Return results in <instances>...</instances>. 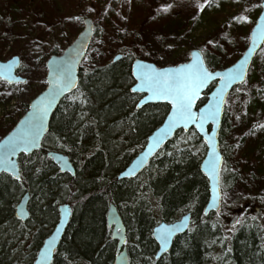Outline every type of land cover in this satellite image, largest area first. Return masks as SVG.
<instances>
[{"label": "trees", "instance_id": "1", "mask_svg": "<svg viewBox=\"0 0 264 264\" xmlns=\"http://www.w3.org/2000/svg\"><path fill=\"white\" fill-rule=\"evenodd\" d=\"M184 3L190 4L187 0ZM191 7L195 8L196 4ZM242 30L245 35L246 31ZM95 36H99L98 31ZM244 39L246 48L247 34ZM134 49L121 48L118 52L124 54L119 61L108 59L95 67L82 65L79 85L53 115L42 149L20 156L22 180L0 175V264H33L59 221L58 205L63 202L70 203L74 213L53 264H114L118 243L112 239L108 227L110 204L117 206L126 226L131 264L154 262L158 251L152 237L155 226L162 221L174 222L188 213L192 214L189 230L176 237L171 251L161 262L264 264L263 225L255 221L232 234L226 229L224 206L220 214L204 215L210 191L200 165L207 147L195 129L179 131L138 177L117 179L170 111V105L164 103L137 108L142 95L131 91L135 83L132 63L137 56L147 57V52L144 47L137 53ZM50 54L58 55L59 48L54 46ZM203 54L209 68H219L220 60L215 52L204 49ZM24 70L22 65L20 72ZM238 90L230 97L237 95ZM205 102L206 97L198 106ZM228 120L226 108L220 135L225 157L223 176L224 171L227 176L230 158L223 141ZM18 121L6 133L2 132L0 139ZM50 151L70 157L76 168L75 177L59 171L47 157ZM258 173L264 180V168ZM27 193L31 196V217L23 223L16 217V206Z\"/></svg>", "mask_w": 264, "mask_h": 264}, {"label": "rangeland", "instance_id": "2", "mask_svg": "<svg viewBox=\"0 0 264 264\" xmlns=\"http://www.w3.org/2000/svg\"><path fill=\"white\" fill-rule=\"evenodd\" d=\"M159 1L0 0V61L18 56L25 69L18 75L26 79L12 87L0 79V134L21 119L27 105L46 88L43 78L51 49L57 46L61 54L70 46L84 29V19H93L99 32L82 63L87 67L123 55L121 48H135L137 53L144 47L147 57L135 58L160 68L188 62L192 50L209 49L220 60L217 69H225L247 49L264 0H187L188 6L184 0ZM192 4L196 7L190 8ZM241 16L248 21L233 19ZM242 29L248 35L246 48ZM248 79L226 104L229 120L223 141L230 158L221 185L225 225L232 234L255 221L264 226V180L258 173L264 168V48Z\"/></svg>", "mask_w": 264, "mask_h": 264}, {"label": "water", "instance_id": "3", "mask_svg": "<svg viewBox=\"0 0 264 264\" xmlns=\"http://www.w3.org/2000/svg\"><path fill=\"white\" fill-rule=\"evenodd\" d=\"M262 10L257 18L255 25L250 32V41L247 49L244 51L240 59L225 69L209 68L204 54L201 50L195 49L190 52V60L176 66L160 68L156 64L135 58L132 63V76L134 85L131 89L133 93L142 95L137 108L151 104H169L170 111L163 123L155 129L148 137L144 149L133 159V161L118 175V180L134 179L146 170L150 162L159 154L162 149L174 138L179 131L188 132L195 129L202 137L207 147V153L203 159L200 169L207 177L209 182L210 197L203 213L209 216L211 213L220 214L223 207V191L221 185L222 169L225 163V157L221 149V129L225 117L226 104L231 93L239 86L246 83L251 67L255 58L264 46V35L258 30V25L264 23V1L262 2ZM95 37V24L93 19H84V29L80 32L74 42L68 46L60 55H52L46 62V88L29 104L27 112L18 121L15 127L2 139H0V175L7 174L15 180L21 181V171L19 166V158L21 155H32L42 149L43 141L49 133L53 115L58 110L61 102L66 96L73 93L79 85V72L83 61L85 60L92 41ZM195 53V55H193ZM122 55L119 54L114 61L121 60ZM200 63L208 72L212 73L205 82L196 89V95L192 101V111L199 116L200 110H208L212 106H217L219 111L215 119H209L204 122L203 130L197 123H185L181 120L174 119L175 109L171 98H163L154 96L148 87L138 78V66L151 65L157 70L178 69L181 65L189 63ZM21 67V59L18 56L13 57L7 62L0 61V79L10 85L24 83L26 79L18 75ZM239 72V76L235 79L231 78L232 73ZM58 80L68 82L66 88H61ZM215 84L213 87L212 85ZM206 97V102L202 106H198L201 100ZM46 106L44 113L38 112V109ZM34 120H39V127L36 131L34 141L28 144L25 150L20 137L31 127ZM166 133V134H165ZM12 145H18L14 153H10L5 159V153ZM61 173H68L72 177L76 175V169L66 154L50 151L47 153ZM31 196L27 193L20 201L16 208V217L25 222L30 216L29 204ZM59 221L54 230L48 236L42 247L40 248L37 258L33 264H53L56 252L58 251L62 240L65 237L67 229L71 224L73 217V208L70 204H62L58 208ZM235 217L232 224L237 220ZM108 227L112 230V239L117 241V253L114 264H131L129 256V248L127 246V231L121 214L115 204H110L107 214ZM192 214L183 215L174 222L162 221L153 229L152 237L158 244V251L155 259L162 258L168 254L174 244L177 236L185 234L191 225ZM169 229H175L168 235L167 243H162V237ZM48 249L50 255L47 259L44 257V251ZM209 264H215L211 262Z\"/></svg>", "mask_w": 264, "mask_h": 264}, {"label": "snow or ice", "instance_id": "4", "mask_svg": "<svg viewBox=\"0 0 264 264\" xmlns=\"http://www.w3.org/2000/svg\"><path fill=\"white\" fill-rule=\"evenodd\" d=\"M207 2V0H205ZM165 6V10H167ZM202 7V6H201ZM233 19L248 21L247 16L233 17ZM258 30L264 35V23L258 25ZM195 55V53H193ZM139 79L148 87V90L157 97L171 98L175 109L174 119L181 120L185 123L193 122L197 123V126L203 130V124L209 119H215L219 109L217 106H212L208 110H200L199 116L192 111V101L196 95V89L202 85L212 73L208 72L200 63H189L187 65H181L178 69H164L157 70L151 65L138 66ZM232 73L231 78L235 79L239 76V72ZM61 88H66L68 82L64 80L57 81ZM46 106L38 109V112H46ZM39 120H34L31 127L19 138L23 143L25 150H27L28 144L34 141L36 131L39 127ZM166 134V133H165ZM18 145H12L5 153V159L8 154L14 153ZM175 229H169L165 235L161 238L162 243H167L168 235ZM44 257L47 259L50 252L48 249L44 251Z\"/></svg>", "mask_w": 264, "mask_h": 264}, {"label": "bare ground", "instance_id": "5", "mask_svg": "<svg viewBox=\"0 0 264 264\" xmlns=\"http://www.w3.org/2000/svg\"><path fill=\"white\" fill-rule=\"evenodd\" d=\"M73 165H74V164H73ZM74 167H75V166H74ZM75 169H76V168H75ZM59 171H60V169H59ZM19 203H20V202H19ZM62 204H70V203H68V202H63V203H61V204L58 205V208H59V206L62 205ZM70 205H71V204H70ZM17 206H18V205H17ZM17 206H16V208H17ZM71 206H72V205H71ZM72 208H73V206H72ZM58 211H59V210H58ZM73 213H74V208H73ZM30 217H31V216H30ZM29 219H30V218H29ZM29 219H28V220H29ZM28 220H27V221H28ZM27 221H25V222H23V223H26ZM116 253H117V251H116ZM56 254H57V252H56ZM156 254H157V252L155 253V255H156ZM155 255H154V259H155ZM129 256H130V252H129ZM55 258H56V255H55Z\"/></svg>", "mask_w": 264, "mask_h": 264}, {"label": "flooded vegetation", "instance_id": "6", "mask_svg": "<svg viewBox=\"0 0 264 264\" xmlns=\"http://www.w3.org/2000/svg\"><path fill=\"white\" fill-rule=\"evenodd\" d=\"M161 259V258H160ZM160 259H155L154 262H152L151 264H163V262L160 261ZM144 264H147V263H144Z\"/></svg>", "mask_w": 264, "mask_h": 264}]
</instances>
